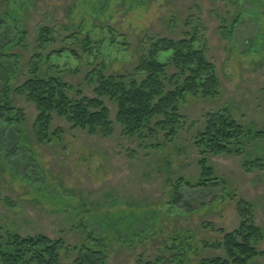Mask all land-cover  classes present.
<instances>
[{"label": "rangeland", "instance_id": "obj_1", "mask_svg": "<svg viewBox=\"0 0 264 264\" xmlns=\"http://www.w3.org/2000/svg\"><path fill=\"white\" fill-rule=\"evenodd\" d=\"M64 25L77 26L95 41L107 40L110 74L131 71L149 37L180 39L185 32L197 33L198 47L215 64L222 90L213 100L189 98L181 137L161 150L130 140L119 126L104 138L60 119L54 129L64 130L61 139L38 143L33 135L36 106L13 95L26 118L0 139V236L42 234L75 246L89 233L103 241L112 264H137L141 256L171 260L168 248L182 241L192 246L188 264H199L222 255L204 245L218 241L220 230L239 227L240 198L254 206V221L264 233V170L246 171L247 154L209 159L229 184L227 193H216L212 206L188 214L168 205L174 181L199 177L193 139L207 113L228 110L240 124L264 129V0H0V54L22 37L21 31L26 33L7 53L14 59V87L28 77L40 27L56 31L60 48L69 34L62 31ZM112 37L118 45L109 44ZM170 57L163 53L160 60L167 63ZM92 62L81 65L69 54L52 60L68 84L90 97L93 86L87 79L93 68L87 64ZM7 77L0 72V90ZM107 103L115 122L117 109ZM17 128L23 133L19 148L9 135ZM259 149L262 154L263 144ZM261 247L264 251V240ZM74 257L66 254L63 264H72ZM252 264H264V253Z\"/></svg>", "mask_w": 264, "mask_h": 264}, {"label": "trees", "instance_id": "obj_2", "mask_svg": "<svg viewBox=\"0 0 264 264\" xmlns=\"http://www.w3.org/2000/svg\"><path fill=\"white\" fill-rule=\"evenodd\" d=\"M62 29L69 33L65 37L67 43L57 48L56 31L49 26L40 27L37 52L28 64V77L20 86L11 84L16 70L12 66L13 56L7 53L22 43L26 33L21 31V38L4 46L6 53L0 54V72H7L9 77L0 90V139L7 128L25 124V111L15 104V95L36 106L38 116L33 135L38 143L61 139L64 130L54 129L56 119H60L72 129L104 138H111L119 126L130 140L161 150L181 137L187 125L184 104L189 98L213 100L222 90L215 64L198 47L197 33L185 32L180 39L149 37L131 71L110 74L105 62L106 39L95 41L75 25H64ZM109 44L118 45L117 39L112 37ZM122 45L129 43L123 41ZM163 53H171L167 63L160 60ZM65 54L81 65L93 59L87 64L93 68L87 80L93 86L94 96H87L68 84L52 63L53 58H62ZM108 101L117 109L115 122ZM22 134L19 128L9 134L18 142V148ZM261 144L264 148V129L240 124L228 110L207 113L203 129L193 139L200 157L199 177L192 180L180 176L174 181L168 205L174 211L185 209L188 214L212 206L218 199L216 193H227L229 184L216 174L209 159L247 154L248 158L243 161L246 171L264 170V151L259 153ZM237 205L239 227L232 232L220 230L218 241L204 245L222 255L204 258L199 264H252L263 255L264 233L254 221V206L241 198ZM86 234L84 243L68 246L65 240L42 234L22 236L8 232L0 236V264H63L66 254L75 256L72 264H112L103 241ZM180 243L168 248L171 260L159 257L152 261L141 256L137 264H188L192 246Z\"/></svg>", "mask_w": 264, "mask_h": 264}]
</instances>
